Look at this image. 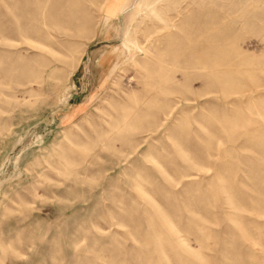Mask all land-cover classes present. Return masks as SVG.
Listing matches in <instances>:
<instances>
[{
  "label": "rangeland",
  "instance_id": "1",
  "mask_svg": "<svg viewBox=\"0 0 264 264\" xmlns=\"http://www.w3.org/2000/svg\"><path fill=\"white\" fill-rule=\"evenodd\" d=\"M0 264H264V0H0Z\"/></svg>",
  "mask_w": 264,
  "mask_h": 264
}]
</instances>
